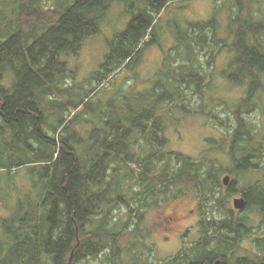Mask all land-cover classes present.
<instances>
[{"label": "trees", "instance_id": "obj_1", "mask_svg": "<svg viewBox=\"0 0 264 264\" xmlns=\"http://www.w3.org/2000/svg\"><path fill=\"white\" fill-rule=\"evenodd\" d=\"M123 1L127 0H57L50 18L39 0H22L19 29L0 43V129L7 145L0 150V179L5 175L12 183L15 169L31 167L30 171L36 172L39 165L43 180V185L41 181L37 185L40 192L35 201L24 194L7 205L6 198L15 195H0L8 210V216L0 215V264H79L103 257L102 264H152L134 252L139 248L135 240L144 239L140 228L144 209L178 200L187 189L198 198H214L217 204L205 208V202L200 201L201 237L167 264L216 260L229 264L240 241L252 232L246 216L232 218L218 206L224 163L216 156L206 163L168 147L167 132L184 116L195 114L187 106L191 101L187 91L193 89L194 95L202 96L213 76L209 73L207 77L203 67L194 66L198 52L192 42L202 47L210 44L205 34L208 24H190L179 34L175 50L186 51L185 63L160 73L149 93L139 92L136 82L124 89L128 79L135 81L127 71L136 67L146 48L158 43L164 12L190 0H134L140 8L138 14L125 31L115 35L105 63L88 81L97 86L89 92L75 90L74 96L62 88L68 78L73 79L63 57L78 55L89 39L99 35L103 14ZM260 3L249 0L248 11L241 5L235 21L233 49L238 74L230 78L245 96L237 116L260 108L258 95L264 92V19L256 18L249 9ZM249 35L256 43L252 47L246 45ZM212 40L216 52L209 63L214 66L219 49L228 46ZM11 70L17 81L8 89L3 83ZM117 77H123L122 105L110 101L101 117L102 127L87 135L70 130L75 120L67 123L63 112L71 107L87 111L91 107L87 100ZM244 78L250 83L242 84ZM57 95L68 99L53 100ZM197 114L201 115V110ZM59 116L55 123L51 120ZM241 119L228 145L229 156L242 159L239 172L252 170L244 161L255 154L254 143L247 139L255 140L254 129ZM50 127L58 138L48 135ZM7 133L9 141H5ZM213 145L217 154L226 152L219 150V144ZM18 153L23 158L14 164L11 160ZM175 189L179 191L173 192ZM253 194L254 204L264 214V191L256 189ZM124 206L129 218L114 219V212ZM255 243L263 254L264 239ZM211 245L216 248L210 250Z\"/></svg>", "mask_w": 264, "mask_h": 264}, {"label": "rangeland", "instance_id": "obj_2", "mask_svg": "<svg viewBox=\"0 0 264 264\" xmlns=\"http://www.w3.org/2000/svg\"><path fill=\"white\" fill-rule=\"evenodd\" d=\"M260 1L259 5H252L253 9H249L256 18L264 19V0ZM21 3L22 0H0V43L9 40L19 29L18 17ZM39 3L42 5L46 15L51 18L53 10L57 9V0H39ZM241 5L245 11H248L249 0H190L184 4L171 5L162 16L161 30L159 29L158 31V35L161 34V36L158 43L146 48L136 67L127 71L129 75L135 77V81L128 79L124 86V89H128L136 82L139 92L149 93L160 73L166 72L170 68H177V65L181 66L185 63L183 59L187 55L186 51L181 49L176 52L175 50L179 34L185 33L190 24H208L205 34L208 35L210 44L202 47L197 44V41L192 42L194 49L198 52L197 56L194 57L197 60V64L194 66L203 67L207 77L210 74H213V76L210 81L206 82V92L202 96L194 95L193 89L187 91L186 95L191 99L187 106L191 107L195 114L184 116L176 128H171L167 132L168 147L172 152L184 153L196 159L203 158L206 163H210L215 156L219 157L220 162L224 163L225 172L234 173L237 171L239 161L242 159L232 155L229 162L231 166H228V158L217 154L213 143H220L218 145L219 150H226V147L221 145L227 140L226 146H230L236 132L238 118H242L240 121H245L253 127V134L257 136V140L261 141L262 145L257 143L259 147L257 145V151L254 150L255 153L260 152L259 154L256 153L259 157L255 156L253 158L254 164H256L258 169L242 171L241 173L245 183L241 180L240 175L233 176L237 182L236 188L239 192H242L244 187L249 186L252 181L255 182L256 180L260 181V186L264 189V92L258 95L260 108H256L253 111L249 109V112L237 116L238 108L242 105L245 96L243 97V93L237 90L236 83L230 78L231 75L237 76L238 74V68L235 66L236 55L233 46L236 38L235 33H237V23L235 21ZM139 9L134 0L111 5L103 14L99 23V35L89 39L78 55L70 54L63 57V61L68 64V69L72 73L73 78H68L64 82L62 85L64 90L72 93L75 90L84 92L88 89L87 91L89 92V90L97 86L96 83H89L90 78L105 63L115 35L128 28L134 14L137 15ZM23 19L24 15L20 20L22 21ZM212 37L213 39L224 41L225 45L228 46V48H223L222 46L219 49V54L215 57L214 66L209 63L216 52V49L212 48ZM253 39V36L249 35L246 45L250 47L256 45ZM16 81L17 78L13 70L11 72L7 71L3 85L8 89H13ZM241 83L249 84L250 80L244 78ZM122 85L123 77H117L105 84L103 88H100L97 91V95H93L87 100L91 104L90 109H87V111L84 110V107L77 111L71 107L63 112L67 123L75 120L70 130L76 134L87 135L88 132H92L95 128L102 127L101 117L106 113L105 110H108L110 101L113 102L115 100L117 105H122V99L119 97ZM72 96H74V93H72ZM55 99L66 102L68 96L57 95L53 100ZM199 110H201V115L197 114ZM59 119L60 116L57 119L51 118L54 123ZM1 124L0 120V127ZM48 135L52 138L59 137L51 127L48 130ZM9 140L11 139L9 133H7L5 141ZM249 144L252 146L251 143ZM6 147L7 145L2 137V129H0V150L3 151ZM22 155L19 153L15 154L11 161L14 164L19 163L23 158ZM261 155L263 156L261 157ZM38 166L36 165V172L30 171L31 167L15 169L13 171L15 175L12 179L13 185L9 183L10 181L5 175L0 179V195L4 197L15 195V197L9 196L6 198L7 205L16 203L15 201L24 194L32 195L34 201L39 198V196H36L40 192V188L37 185L43 180L39 173L40 167ZM178 191L175 189L173 192ZM185 191L186 194L180 196L178 200L170 201L159 208L144 209L145 214L140 222L141 235L144 236V239L141 237L135 240L139 248L134 250L137 254H141L143 261L148 260L152 264H167L182 251L192 248L201 237L200 219L202 215L199 212V204L200 201L202 203L204 201V207L205 205L214 207V198L209 197L210 200L206 199L205 201L203 196L198 198L197 195L188 191V189ZM5 207V202H1L0 199V215L6 217L8 216V210ZM128 215L129 210L125 206L113 214L116 220L120 218L128 219ZM215 216L220 218L219 213H215ZM243 216L248 218L249 227H251V224L254 226L251 228L252 232L247 233V240L242 239L240 241V248L235 253L237 258L234 255L233 257L235 258L232 257L229 264H236L237 261L244 258L247 261L253 260L257 263L264 259V256H262L264 253H259L255 243L264 235L262 216L254 211L247 210L236 214V218ZM257 237L260 239H257ZM212 248H216V245H211L210 250ZM103 260L104 257L95 260L87 259L79 264H102Z\"/></svg>", "mask_w": 264, "mask_h": 264}, {"label": "flooded vegetation", "instance_id": "obj_3", "mask_svg": "<svg viewBox=\"0 0 264 264\" xmlns=\"http://www.w3.org/2000/svg\"><path fill=\"white\" fill-rule=\"evenodd\" d=\"M247 139L248 140L251 139L250 142L254 143V149H255V151H257V149H256V147L258 145L257 143H259V145L260 144L262 145L261 141H258L257 140V136H254V139L255 140H253L251 137H248ZM226 141L227 140H225L223 142V144L225 146H226ZM216 144H219L220 145V143H216ZM259 145H258V147H259ZM218 153L220 155H223V156L227 157L228 160H229L228 163L231 161V156H229L230 151H229L228 146H226V152L225 153H220V152H218ZM256 153L259 154L260 152L258 151ZM256 153L253 155L252 158H250L248 161H244V162L247 163L249 166L250 165L251 166H254L252 169H256L257 170L258 167H256V164H254V161H253V158L255 156L259 157V155L256 154ZM262 156L263 155H261V157ZM218 159H220V158L218 157ZM239 162H240L239 165H242L241 164L242 161L240 160ZM228 166H231L230 163H229ZM221 168L223 170V173H221V175L219 177L220 178V180H219V183H220L219 184V187H222V191L219 194V197L221 198V203L218 204V206H220L223 211H229L231 213V217L232 218H236V214L237 213H240V212L242 213V212H244V211L247 210V211H254L255 213H258L259 215L262 216V220L264 221V214H263V212H260L261 208H258V205L254 204V202H253V200H254V194H253L254 190L261 189L262 191H264V189H262V187L260 186V181L259 180L258 181L256 180L255 182L252 181L249 186L244 187V189H243L242 192H239L237 190V188H236L237 182L235 181V178L233 176L234 175H237V174L240 175L241 180L243 181V183H245L244 180L242 179L244 177H241V173L242 172H239V171H235L234 173L229 172V171L228 172H225L224 166H222ZM225 173H227V174H225ZM226 177H229V181H228L227 184H226V182L224 180ZM204 200H206V199H204ZM236 200H244V202H245L244 209H242V210L236 209V207H235ZM215 204H217L216 200L214 201V205ZM252 226H254V225L251 224V227ZM262 238H264V235H263ZM257 239H260V238L257 237ZM245 240H247V238ZM256 248L258 249L257 246H256ZM255 253H257V252H255ZM262 256H264V255H262ZM217 261H221V260H216L214 263H209V264H215ZM239 261H241L240 264H264V259H262L259 263L255 262L253 260L247 261V259H245V258L244 259H241ZM221 264H223L222 261H221ZM236 264H239V262L237 261Z\"/></svg>", "mask_w": 264, "mask_h": 264}, {"label": "water", "instance_id": "obj_4", "mask_svg": "<svg viewBox=\"0 0 264 264\" xmlns=\"http://www.w3.org/2000/svg\"><path fill=\"white\" fill-rule=\"evenodd\" d=\"M224 180L227 184L229 181V177H226ZM244 206H245L244 200H236V202H235L236 209L242 210V209H244ZM207 264H209V263H207ZM215 264H221V261H217Z\"/></svg>", "mask_w": 264, "mask_h": 264}, {"label": "bare ground", "instance_id": "obj_5", "mask_svg": "<svg viewBox=\"0 0 264 264\" xmlns=\"http://www.w3.org/2000/svg\"><path fill=\"white\" fill-rule=\"evenodd\" d=\"M32 11H34V10H32ZM37 12V11H36ZM64 221V220H63Z\"/></svg>", "mask_w": 264, "mask_h": 264}]
</instances>
